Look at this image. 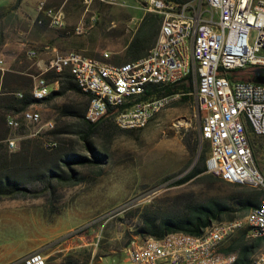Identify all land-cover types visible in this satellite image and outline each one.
<instances>
[{"label":"rangeland","instance_id":"1","mask_svg":"<svg viewBox=\"0 0 264 264\" xmlns=\"http://www.w3.org/2000/svg\"><path fill=\"white\" fill-rule=\"evenodd\" d=\"M41 1L48 7L63 9V29L48 25L45 28L38 22L35 29L40 16L36 7ZM16 2L0 0V13L10 9L22 20L18 23L10 16L8 22L6 18L1 21L5 29L0 54L10 69L8 73L24 70L21 74L32 80L56 53L74 51L102 59L106 52L107 60L113 62L114 53L121 54L124 41L131 37L142 15L152 12L148 10L150 0H19L18 6ZM201 6L205 9L204 3ZM29 48L37 52L34 59L26 57ZM241 73L237 70L235 74ZM85 102L83 95L68 92L50 103L28 108L41 114V124L52 120L53 129L61 131L56 135L57 150L48 154L52 161L48 167L56 176L49 183L42 178L24 184L26 192L14 199L0 198V264H8L31 251L45 256L51 253L46 256V264L121 263L131 241L144 239L135 234V229L149 204L180 207L183 203L222 196L221 191L230 188L212 178L202 183L193 178L173 185L194 166L202 146L200 140L193 154L188 146L201 123L192 96L188 101H171L137 130H120L111 120L86 141L82 138L85 128L81 122L62 114L63 108H81ZM41 124L21 131H34ZM41 133L52 138L45 128H41ZM67 154L85 161L66 165ZM257 156L259 165L264 167L261 149ZM40 171L46 173V168ZM69 173L74 175L72 180L60 181L57 177H67ZM244 232L242 226L233 238ZM228 243L225 241L223 247ZM262 251L264 246L256 250L253 260Z\"/></svg>","mask_w":264,"mask_h":264},{"label":"built area","instance_id":"2","mask_svg":"<svg viewBox=\"0 0 264 264\" xmlns=\"http://www.w3.org/2000/svg\"><path fill=\"white\" fill-rule=\"evenodd\" d=\"M149 4L148 10L159 14L161 22L155 44L143 57L116 64L107 60L106 52L102 59L74 51L56 53L41 74L69 67L78 89L91 96L90 111L85 115L90 116V123L111 117L124 130L139 129L149 108L180 99L185 94L181 91L161 96L152 92L188 76V95L201 114L199 137L210 147L205 168L217 167L229 178L252 180L259 193L252 211L264 213V167L257 156L258 149L264 153V83L249 80L255 69H264V0H198L197 4L183 3L180 7L162 0H150ZM36 8L39 24L65 27L61 7H48L41 1ZM25 54L29 59L37 56L32 48ZM237 70L242 73L235 74ZM9 71L0 54V92ZM41 74L33 77L30 89L36 100L42 99L44 85L49 84ZM142 75H150V82H142ZM12 94L23 97L21 91ZM41 122L42 116L35 110L32 114H24V109L6 113L4 123L10 132L4 142L8 150H18L26 138H38L44 149H55L58 142L41 133V128L50 132L54 122ZM40 124L34 131L15 133ZM242 226L247 240L264 237V223L232 221L204 242L170 239L155 244V237L131 241L125 259L117 264H233L235 253L221 249ZM8 264H46V256L31 251ZM253 264H264V252Z\"/></svg>","mask_w":264,"mask_h":264},{"label":"trees","instance_id":"3","mask_svg":"<svg viewBox=\"0 0 264 264\" xmlns=\"http://www.w3.org/2000/svg\"><path fill=\"white\" fill-rule=\"evenodd\" d=\"M186 1L188 0H164L166 3L176 4L178 7ZM18 4L19 0L16 2L17 6ZM14 8L15 6H13ZM10 16H14L18 23L22 22L10 9H6L0 13V45L4 43L2 30L4 31L5 29V25H2L1 21L6 18V22H8ZM37 19L35 23L36 30L38 28L36 25ZM160 22L161 16L155 12L143 14L131 37L124 41L123 51L120 55L119 53H114L113 62L111 63L120 64L134 61L146 55L157 40ZM39 26L46 28L47 24L43 22ZM23 72L24 70H20L17 74L7 72L4 76L0 92V198L14 199L20 194L24 195L23 193L26 192L24 184L33 180H42V178H46V182L49 183L50 179L56 176L54 171L48 167L52 163L48 157L49 152H52V150L44 149L38 138L22 139L18 150L14 152L8 150L4 142V139L8 136V128L5 127L4 123L6 113H15L28 109L31 104L50 103L56 97L65 96L68 92H74L86 97V102L81 108L76 106L65 107L62 110V114L72 116L81 122L85 128V134L82 135L84 141L100 126L112 120L111 117L101 118L95 123H90L86 120L85 113L90 98L78 89L68 70L65 69L61 73H56L50 69L41 74L49 84L58 82V89L52 90L49 95L41 100H36L30 95L32 77L22 75L21 73ZM190 89V79L187 76L176 84L166 85L157 90L153 88L154 92L152 93L156 96H161L181 91L185 94L180 99L188 101L191 98L188 95ZM15 91H21L23 97L20 99L16 98L12 94ZM60 132V130L52 129L49 133L52 135V139L57 141L56 135ZM22 133V131L18 132V134ZM199 141V131H197L194 133L193 142L188 144L192 154L195 153ZM201 142L202 146L194 166L183 177L176 180L173 185L183 184L193 178H197L201 183L207 182L208 179L212 178L215 182L221 184V186L230 187L228 191H221L222 196L208 197L195 203H183L180 207L172 205L163 207L149 204L140 214V224L135 229L136 235L144 238H161L170 232L199 235L214 222L244 218L249 209L258 204L259 193L252 186L227 183L228 181L206 172L205 160L209 154L210 147L207 141ZM57 148L58 145L53 150H57ZM84 161L85 158L77 155H64L66 165L74 162L82 163ZM43 168H46V173L40 171ZM57 177H59L60 181H65L72 180L74 175L69 173L66 177L58 174ZM228 240V245L222 247L221 251L224 253H235V262L233 264H251L256 250L264 246V237L247 240L244 237V233L234 238L232 235Z\"/></svg>","mask_w":264,"mask_h":264},{"label":"bare ground","instance_id":"4","mask_svg":"<svg viewBox=\"0 0 264 264\" xmlns=\"http://www.w3.org/2000/svg\"><path fill=\"white\" fill-rule=\"evenodd\" d=\"M68 70L70 72V74L72 75V72L70 70L69 67H62L61 70H59L58 73L63 72L64 70ZM142 82H150V75H142ZM52 84H45L44 85V89L42 92V99L45 98L47 95L50 94V92L52 90L57 89L58 87L56 85L57 82L55 83V86ZM82 92V91H81ZM84 94V92H82ZM88 98H90L88 106L86 108V114H88V112L90 111V105H91V96L85 94ZM173 100H170V102ZM170 102H166V103H162L159 104L156 108H149L148 109V117L146 118V121H144V124L141 125L140 127H143L144 125H146L149 121L152 120V118L158 114L159 111H161L167 104H169ZM200 113V110H198ZM34 112V110H30V109H25L24 110V114H32ZM35 114H40L38 111H35ZM86 120L88 122H90V116H85ZM200 118H201V114H200ZM139 127V128H140ZM206 172L210 173L214 176H217L221 179H224L230 183H239V184H247L253 187V181L252 180H242L239 178H229L228 174H225L223 171H219V168L217 167H207L206 168ZM243 219H251L253 220V222L255 223H264V213H253L252 208L249 209V211L247 212L246 216L242 219H236V220H231V221H219V222H214L212 223L209 227H207L201 234L199 235H192V234H188V233H183V232H170L165 234L163 237L161 238H155V244H163V241H169L170 239H179L180 241H196V242H204L207 241L208 238L210 236L213 235V233H215L218 229L222 228V225L227 224L229 222L232 221H241ZM264 252V251H262ZM262 252H260L256 258L254 260H257L258 258L262 257ZM253 260V261H254ZM253 261L251 262V264H253Z\"/></svg>","mask_w":264,"mask_h":264},{"label":"water","instance_id":"5","mask_svg":"<svg viewBox=\"0 0 264 264\" xmlns=\"http://www.w3.org/2000/svg\"><path fill=\"white\" fill-rule=\"evenodd\" d=\"M249 80H251L253 82L264 83V69H255L254 70V76ZM198 155H199V153H198Z\"/></svg>","mask_w":264,"mask_h":264},{"label":"crops","instance_id":"6","mask_svg":"<svg viewBox=\"0 0 264 264\" xmlns=\"http://www.w3.org/2000/svg\"><path fill=\"white\" fill-rule=\"evenodd\" d=\"M51 253H48L46 256H49ZM18 257V256H17ZM15 258V257H14Z\"/></svg>","mask_w":264,"mask_h":264}]
</instances>
